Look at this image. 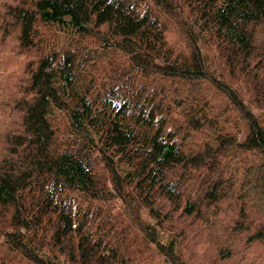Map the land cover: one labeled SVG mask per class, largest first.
Instances as JSON below:
<instances>
[{"label": "trees", "instance_id": "obj_1", "mask_svg": "<svg viewBox=\"0 0 264 264\" xmlns=\"http://www.w3.org/2000/svg\"><path fill=\"white\" fill-rule=\"evenodd\" d=\"M260 170L264 0H0V264H264Z\"/></svg>", "mask_w": 264, "mask_h": 264}, {"label": "rangeland", "instance_id": "obj_2", "mask_svg": "<svg viewBox=\"0 0 264 264\" xmlns=\"http://www.w3.org/2000/svg\"><path fill=\"white\" fill-rule=\"evenodd\" d=\"M258 113H262V109L257 108ZM232 125L235 126V130L234 132L237 135L238 140H242L244 138L245 132H246V128L244 126V123L242 121H240L238 115L233 112L232 116L230 118ZM262 162L261 157H259L258 155H254V154H245L241 157V162L240 164H244L245 166H253L252 168H256L259 166V164ZM264 170H260V177H259V185L264 187V177L261 178V176H263ZM248 174H250L251 176H253V172L252 171H248ZM240 189H243V186H237ZM261 198H264V196H262ZM0 243H2V236L0 234Z\"/></svg>", "mask_w": 264, "mask_h": 264}]
</instances>
